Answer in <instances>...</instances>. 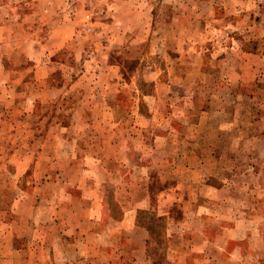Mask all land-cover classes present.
<instances>
[{"label":"rangeland","instance_id":"374dc122","mask_svg":"<svg viewBox=\"0 0 264 264\" xmlns=\"http://www.w3.org/2000/svg\"><path fill=\"white\" fill-rule=\"evenodd\" d=\"M65 1L0 35V264H264V0Z\"/></svg>","mask_w":264,"mask_h":264},{"label":"crops","instance_id":"0c3cea01","mask_svg":"<svg viewBox=\"0 0 264 264\" xmlns=\"http://www.w3.org/2000/svg\"><path fill=\"white\" fill-rule=\"evenodd\" d=\"M67 1L65 0H44L42 2V5H30L27 6L29 8L27 11L22 12H14L13 16L10 18V12H8L6 15L9 16V18L5 19L2 16L0 17V35H6V34H13V35H48L52 31L59 32L60 30L67 29L68 35H78V31L76 32L75 26L78 24L77 22H80V20H83V17L77 18L73 15V13L70 12V6L73 9H76V2L72 1V5L67 7ZM30 4V3H28ZM40 8L39 10L34 8ZM1 8L4 10L6 9H13L9 5L1 6ZM74 11V10H73ZM12 13V12H11ZM42 14L44 17L41 19L43 22L41 23L38 20H34V16L36 14ZM34 14V15H33ZM87 14H91V19L89 22V25L92 24V21L98 20L101 18V12L99 13V10L97 11H91L87 12ZM84 15V19L85 16ZM41 16V15H40ZM82 23V22H81ZM83 24V23H82ZM7 30V31H5ZM250 53H245L244 55H249ZM240 68H244L238 71V79L249 81L251 80L249 78V75L252 73L253 66L250 65H244V61H240L239 65ZM233 73V72H231ZM232 75V74H231ZM139 89V87H137ZM137 207V206H136ZM138 208V207H137ZM141 208V207H140ZM110 213L112 219H115L113 221L119 222V218H116L113 214L114 208L112 204L110 203ZM121 210V209H120ZM121 214H123V211L121 210ZM145 214H149V211L146 209H137L136 213V224L139 225V219L142 221V216ZM156 216V214H153ZM68 217V216H66ZM70 217V216H69ZM163 217V216H160ZM139 222V223H138ZM141 225V224H140ZM143 226V225H142ZM144 227V226H143ZM140 254H144V248L143 246L140 248Z\"/></svg>","mask_w":264,"mask_h":264},{"label":"trees","instance_id":"16d2710c","mask_svg":"<svg viewBox=\"0 0 264 264\" xmlns=\"http://www.w3.org/2000/svg\"><path fill=\"white\" fill-rule=\"evenodd\" d=\"M156 222H158V224H159L158 217L151 216V224H148V225H147V223H144V222H140V224L143 225V226H145L148 230L150 229L151 232H155V233H156V232H159V231L155 230L154 227H153V226H155V225H158ZM158 235H159V233L156 234V237H157ZM157 242H158V243H161L162 240L158 238V239H157Z\"/></svg>","mask_w":264,"mask_h":264},{"label":"built area","instance_id":"2783aa9c","mask_svg":"<svg viewBox=\"0 0 264 264\" xmlns=\"http://www.w3.org/2000/svg\"><path fill=\"white\" fill-rule=\"evenodd\" d=\"M91 14H87L85 16L84 22H85V30L86 31H90L91 30V26L89 25L90 19H91Z\"/></svg>","mask_w":264,"mask_h":264}]
</instances>
